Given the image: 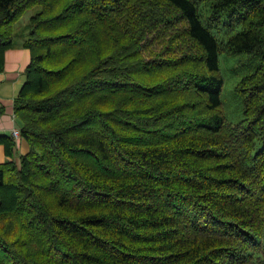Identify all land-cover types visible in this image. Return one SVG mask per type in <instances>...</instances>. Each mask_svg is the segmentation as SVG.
Returning <instances> with one entry per match:
<instances>
[{"label": "trees", "instance_id": "1", "mask_svg": "<svg viewBox=\"0 0 264 264\" xmlns=\"http://www.w3.org/2000/svg\"><path fill=\"white\" fill-rule=\"evenodd\" d=\"M203 1L241 30L219 41ZM35 5L0 264H264V0H0V72ZM224 51L260 54L236 123Z\"/></svg>", "mask_w": 264, "mask_h": 264}, {"label": "rangeland", "instance_id": "2", "mask_svg": "<svg viewBox=\"0 0 264 264\" xmlns=\"http://www.w3.org/2000/svg\"><path fill=\"white\" fill-rule=\"evenodd\" d=\"M209 2L203 1L200 6L201 19L205 25H208L213 34L219 41H226L231 35L241 30V26L229 25L226 16L220 21H209ZM41 10V5H35L29 8L14 24L15 41L21 38L20 34L27 33L28 28L24 24H29L30 18ZM18 35V36H17ZM221 73L224 77V86L221 92V98L224 106V112L229 121L234 123L244 118V106L241 96L235 91L236 85L241 78L250 74L258 66L260 54L241 52L229 53L227 51L219 54ZM259 147V146H258Z\"/></svg>", "mask_w": 264, "mask_h": 264}, {"label": "crops", "instance_id": "3", "mask_svg": "<svg viewBox=\"0 0 264 264\" xmlns=\"http://www.w3.org/2000/svg\"><path fill=\"white\" fill-rule=\"evenodd\" d=\"M24 27L27 29L28 24L25 23ZM20 35L24 36L16 41L14 38L12 47L6 50L4 68L0 72V135L8 137H11L12 130L18 127L14 119V101L27 81L26 68L31 60L30 50L23 45L28 32ZM13 140L15 146L11 156L6 153L5 145L0 143V163L13 159L20 164V157L29 152L26 138L20 135Z\"/></svg>", "mask_w": 264, "mask_h": 264}, {"label": "built area", "instance_id": "4", "mask_svg": "<svg viewBox=\"0 0 264 264\" xmlns=\"http://www.w3.org/2000/svg\"><path fill=\"white\" fill-rule=\"evenodd\" d=\"M14 119H16V122L18 124V127L14 128L11 133V137L16 139L20 136V129H21V124L18 122V118L16 114L14 115Z\"/></svg>", "mask_w": 264, "mask_h": 264}]
</instances>
